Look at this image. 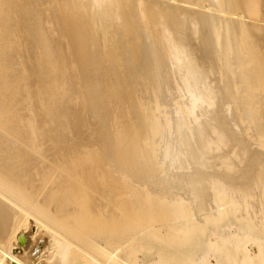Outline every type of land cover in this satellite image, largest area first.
Wrapping results in <instances>:
<instances>
[{
	"label": "bare ground",
	"instance_id": "1",
	"mask_svg": "<svg viewBox=\"0 0 264 264\" xmlns=\"http://www.w3.org/2000/svg\"><path fill=\"white\" fill-rule=\"evenodd\" d=\"M0 264H264V0H0Z\"/></svg>",
	"mask_w": 264,
	"mask_h": 264
}]
</instances>
